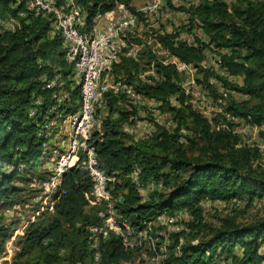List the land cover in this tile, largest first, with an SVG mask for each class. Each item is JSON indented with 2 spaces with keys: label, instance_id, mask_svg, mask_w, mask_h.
Instances as JSON below:
<instances>
[{
  "label": "trees",
  "instance_id": "obj_1",
  "mask_svg": "<svg viewBox=\"0 0 264 264\" xmlns=\"http://www.w3.org/2000/svg\"><path fill=\"white\" fill-rule=\"evenodd\" d=\"M76 1L85 7L88 2L101 5L102 13L110 9L102 4V0ZM11 2L0 0L1 17H18V12L24 11L22 5L11 9ZM171 8L180 9L177 6ZM94 12L91 10L90 15ZM192 14L195 17L190 20L191 27L200 28L209 45L226 51L221 55L220 67L234 81H221L239 97L230 95L233 99L229 97L231 100L223 107L224 112L252 126L264 127V0H234L231 5L220 0L203 1ZM19 23L21 29L18 31L0 33V202L12 194L13 188L9 184L18 174L3 173L5 164L21 162L40 171L42 161L37 160L41 154L37 149L36 133L43 120L42 112L52 104L51 93L42 88L40 78L55 74L66 77L71 72L64 60L61 39L48 36L46 19L26 13L25 17L19 18ZM169 50L172 56L186 64L196 65L202 59L199 48L186 44L175 47L170 44ZM119 66L132 80L130 69L136 65L123 59ZM163 69L166 72L163 83L138 85L137 88L147 98L162 101V108L170 112L168 118L175 126L173 130L159 128L149 139L136 143L122 130L123 112L115 108L118 98L108 94L105 105L108 115L100 133H92L89 139L98 167L106 173H116L115 192H127L117 205L118 214L138 225L156 215L172 216L188 211V233L170 237L173 245L164 264H217L218 257L226 264H262L264 213L247 224H239L235 218L221 219L217 227L209 229L206 239L193 244V233L202 225L199 201L237 200L251 206L254 201L264 199V167L257 162L259 151L237 147L238 137L228 127L213 128L188 105L170 106L165 98L176 95L178 89L170 80L173 70ZM38 98L43 99L40 107L35 105ZM69 99L70 105L60 108L62 115L77 109V90ZM36 107L38 116L30 118V110ZM20 148L25 150L16 158V150ZM135 167L140 172V183L157 179L163 186V191L154 193L145 204L139 203V196L129 180ZM65 186L66 195L56 205L55 213L38 218L19 240L18 258L36 250L29 264L41 259L46 264H85L92 256L85 239L80 240L77 236L83 234V226L99 222L97 212L92 214L96 209H87L91 203V184L84 172L75 170L66 174ZM0 237L8 238L6 230H0ZM180 238H184V244L177 250ZM65 244L71 245L72 255H62L60 249ZM105 244L112 251L105 255L103 264H117L121 259L134 260L132 254L121 251L116 239H109ZM49 251H53V256L48 254Z\"/></svg>",
  "mask_w": 264,
  "mask_h": 264
},
{
  "label": "built area",
  "instance_id": "obj_2",
  "mask_svg": "<svg viewBox=\"0 0 264 264\" xmlns=\"http://www.w3.org/2000/svg\"><path fill=\"white\" fill-rule=\"evenodd\" d=\"M220 1L227 5L234 2V0ZM170 2L154 0L139 9L132 10L123 4L122 0H102V4L110 8L102 13L101 5L96 6L93 2H88V7H85L76 0H12L9 4L11 9L22 5L24 11L18 12V17L0 16V33H14L21 29L19 18L25 17L26 13L46 19L48 36L61 39L64 60L71 67V72L66 77L55 74L40 78L42 88L51 93L52 103L42 112L43 120L40 121L36 133L40 144L39 151L42 158L40 161L47 171L36 187L35 197L31 203L16 214L17 218L21 219L22 226L19 230H13L7 241L4 240L5 255L0 256V264H12L11 253H14V247L11 245V240L14 241L17 236L22 239L29 226L38 218L55 213L56 205L66 195L65 176L75 170L85 173L91 184L90 200L93 204L102 207L97 212L99 222L82 227L85 232L86 247L92 253V264H102L98 250L109 239L119 241L121 251L136 256L138 264H164L172 241L170 237L187 232L186 220L189 217L185 212L172 216L156 215L150 220L138 222V225H133L128 218L119 215L117 205L121 204L126 193H118L117 197H114L116 173H106L98 167L94 148L89 143L92 133H100L102 129L105 116L101 113L108 94L123 96L139 112L140 120H134L132 125L122 126V130L135 141L149 139L158 127L170 130L171 124L169 122L163 124L156 117V113H153L154 108L159 106V101L139 95L140 92L138 94L129 83L114 82L109 78L111 71L123 59L138 61L143 49L141 40L163 38L168 35L164 27L184 25L188 14L184 10L176 12L182 9L180 6L179 10L171 6L179 4L188 9L190 0ZM91 10L95 11L93 15H90ZM180 43L192 46L185 41L167 43L165 62H159V70L153 67L149 73H146L147 75L130 74V78L143 81L146 85H157L164 79L163 68H171L172 76H183L182 73L186 70L190 73L192 64L183 63L170 53V44L175 47ZM171 77L170 80L174 83ZM187 84L188 80L185 78L181 85ZM75 90L79 94L77 109L62 115L60 108L64 109L70 105V94ZM191 100L195 112L199 115L201 112L205 114L206 106L201 99L196 101L195 95L191 94ZM42 104V98H38L35 102L39 107ZM142 106L151 109L153 120L146 121V117H141L144 114L138 108ZM36 116H38L37 107L29 112L30 118L34 119ZM23 150L25 149L16 150V158ZM24 166L25 164L21 162L5 164L2 171L6 174L23 173ZM138 177L139 171L135 167L130 175L132 187L141 198L140 204H145L149 201L148 192L150 194L160 192L163 186L157 179L142 184ZM183 244L184 241L180 238L177 250Z\"/></svg>",
  "mask_w": 264,
  "mask_h": 264
},
{
  "label": "rangeland",
  "instance_id": "obj_3",
  "mask_svg": "<svg viewBox=\"0 0 264 264\" xmlns=\"http://www.w3.org/2000/svg\"><path fill=\"white\" fill-rule=\"evenodd\" d=\"M153 1L154 0H122V3L128 6L129 9L134 10V9H139L144 5H147ZM172 1L176 2L178 0H171V2ZM179 1H185V0H179ZM203 1H214V0H190L189 2L190 7L188 9L184 8L179 4H175L176 6L178 7L180 6L182 8L181 10L176 9L179 10L176 12H181L184 10V12L188 14V19L181 27H174L171 25L164 27L163 29L168 33V35H166L163 38L160 39L146 38L144 40H141L140 43L142 44L143 49L142 52L140 53L138 61L132 62L136 66L131 67L130 73L136 75L139 74L147 75L146 73H149L153 67L159 70V66H160L159 62H165L164 58H166L167 43L169 44V42L177 43V42L185 41L187 43H190L193 47L199 48L202 52V59L198 64L191 65L190 73H188V70H186L183 71L184 72L182 73L183 76H172V71L170 72L171 73L170 77L172 76L171 78H173L174 80V83L172 82V80L171 82L178 89V93L176 95H170L168 98H165L166 101L169 103L170 106L178 108L179 106H181V104L183 106L188 105L192 111H196L194 105L191 104L192 101L191 94L195 95L196 101L201 99V101L206 106V109L204 111L205 114H202L201 112L200 115H202V117H204L205 119H208V122L215 129L216 128L221 129L227 127L231 129V131H233L234 134H236L238 137L237 147L239 148L247 147V148L257 149L260 154V159L257 162L264 167V127L252 126L248 122L241 121L237 117L224 112L223 107H227L229 104V100H231L230 98H232L230 97V95L233 94L235 98L239 97L238 94H235L232 91H229L227 88H225L224 83L221 81V79H227V81L230 80L231 82L234 81L230 77H227L226 74L223 73L220 67L221 55L226 51L216 49L213 45H209L208 44L209 40L207 36L204 35V32L200 29H195L191 27L190 20L195 17L192 14L193 10L196 7H198L200 4H202ZM167 2H170V0H167ZM192 38H194V41H192ZM165 73L166 72L163 71L162 77L164 75V79L161 81V83H163V81L166 80ZM128 76L129 74L124 69H120V66L118 65L111 71L109 78L111 81L114 82L123 83L124 81L126 83H129L134 87L137 93L139 92L137 88L138 85H146L145 82L143 81L140 82V80L138 81L137 79H135L136 81L133 79L129 80ZM185 78H187L188 84L182 86L181 82ZM139 95H141V93ZM117 98H118V102L115 108L117 107V110L120 109L123 112L122 126L132 125V122L134 120H140L138 114L139 112H137L132 107V105L129 104L127 99H125L123 96L120 95L117 96ZM158 105H159L158 107L154 108L153 113H156V117L163 124H168V122L170 123L172 121V119L168 118L170 112L162 108V101L161 102L159 101ZM197 105L198 103H196V107H198ZM138 109L140 110V112H143L144 115L146 114L145 115L146 121H151V119L153 120V118L149 119V117H151L152 114L150 113L151 111L150 108L142 106ZM101 114L107 117L108 108L106 106L102 110ZM170 127L171 130L175 128V126L173 125H171ZM159 128L160 127L157 128V131H159L160 129H165V128H160V129ZM141 141H145V140H136L135 142L137 143ZM182 141L184 140H180V142ZM37 149L40 150L39 147ZM39 159L40 160L42 159L40 155L37 160L39 161ZM33 169L34 168H30L25 164L23 168L24 172L21 174L18 173L16 176H14L11 179L9 185L13 188L12 194H10L8 198L4 199L3 202H0V230H6V235L8 236V238L5 239L0 237V246H1L0 256L5 255V253H3L5 251L4 240L6 239L8 240L10 235L12 234V231L19 230V227L22 226L21 219L17 218L16 214L20 213V210L24 209L31 203L32 199L35 197V193L37 189L36 187L38 186L39 182L43 179L44 177L43 173H46L47 171L42 166V163L40 164V171H36V170L34 171ZM129 180L132 185V179H130V176H129ZM161 191H163V189ZM119 193L125 194L127 192L126 190H122ZM154 193L156 192H153L151 194L148 192L149 200ZM117 194L118 192H114V197H117ZM139 201H141L140 196H139ZM198 207L201 209L203 215L202 225L198 231L193 233V237H194L193 244H196L200 240L206 239L209 234V229L211 227H217L221 219H225L228 217L235 218L237 223L247 224L250 223L253 219L258 218L260 215L264 213V199L259 201H254L251 206L250 205L248 206L245 201L231 200L228 202L217 201L213 203L209 200L202 199L199 201ZM91 208L96 209L92 213L94 216L95 212H98L102 207L100 205H96L91 202L87 209H91ZM182 212H185L187 216L190 217L188 211H180L178 213H182ZM7 219L9 222H7ZM77 236L79 237L80 240L86 239L85 232ZM19 240H20L19 236H17V238L14 241L11 240V245H13L14 247V253H11L12 264H29L28 261L35 257L36 250H33L31 254L23 258H18L17 255L19 252L18 250ZM182 240L184 241V238H182ZM170 243L171 244L168 247L167 252H169L171 246L173 245L172 241H170ZM105 245L106 244L101 245V247L98 250V253L102 257V264L104 263L105 255L111 253L112 251L111 249H108L110 246H105ZM112 246L113 245H111V248H113ZM176 248H178V245ZM60 250L62 255L65 256L72 255L70 244L62 245ZM52 252L53 251H49L48 254L53 256ZM260 254L263 257L262 264H264V244H262L260 248ZM77 256L78 255H75V257ZM135 260L137 261V263H139L137 257L134 256V260L132 259L129 261L128 259L126 260L121 259L117 262V264H134ZM223 260L224 259H222L221 257H218L216 258V263L226 264ZM34 264H46V262L44 259H41ZM52 264H59V262L58 263L55 262ZM85 264H92L91 255L87 258Z\"/></svg>",
  "mask_w": 264,
  "mask_h": 264
},
{
  "label": "crops",
  "instance_id": "obj_4",
  "mask_svg": "<svg viewBox=\"0 0 264 264\" xmlns=\"http://www.w3.org/2000/svg\"><path fill=\"white\" fill-rule=\"evenodd\" d=\"M145 115H146V114H145ZM145 115H144V116H143V115H141V117L145 118V117H146ZM150 118H151V117H150Z\"/></svg>",
  "mask_w": 264,
  "mask_h": 264
}]
</instances>
